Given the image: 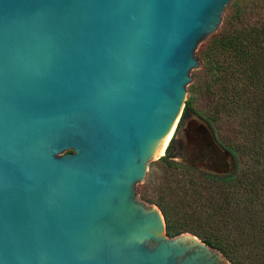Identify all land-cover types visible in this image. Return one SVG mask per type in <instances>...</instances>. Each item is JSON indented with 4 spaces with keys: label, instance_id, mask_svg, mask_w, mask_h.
I'll use <instances>...</instances> for the list:
<instances>
[{
    "label": "water",
    "instance_id": "1",
    "mask_svg": "<svg viewBox=\"0 0 264 264\" xmlns=\"http://www.w3.org/2000/svg\"><path fill=\"white\" fill-rule=\"evenodd\" d=\"M230 1L0 0V264H231L136 190ZM183 137L187 162L233 170L200 118Z\"/></svg>",
    "mask_w": 264,
    "mask_h": 264
},
{
    "label": "trees",
    "instance_id": "2",
    "mask_svg": "<svg viewBox=\"0 0 264 264\" xmlns=\"http://www.w3.org/2000/svg\"><path fill=\"white\" fill-rule=\"evenodd\" d=\"M228 9L224 28L197 53L207 103L195 108L190 84L179 125L197 110L235 166L216 174L179 163L172 138L155 196H141L159 205L169 236L189 231L231 264H264V0H231Z\"/></svg>",
    "mask_w": 264,
    "mask_h": 264
},
{
    "label": "rangeland",
    "instance_id": "3",
    "mask_svg": "<svg viewBox=\"0 0 264 264\" xmlns=\"http://www.w3.org/2000/svg\"><path fill=\"white\" fill-rule=\"evenodd\" d=\"M229 4L230 2L227 4L223 14H222V18H221V22L219 23L218 27L209 32L203 39H201L196 48H195V55L197 56V53L199 51V49L201 48L202 45H204L206 42L209 41V39L219 33L223 28H224V22L226 21V18L229 14ZM198 58V56H197ZM200 68H201V62L199 60V65L197 67H193L190 71V81L187 85V93H186V99L191 95L190 94V91H189V85L190 84H195L196 86L194 87V91L192 93V98L195 99V105H196V109L200 110L202 109L205 104L207 103V98L206 96L201 92V84L203 82V73L200 71ZM191 118H200L202 120V118L199 116L198 114V111L195 110L191 113H189L183 120L182 124L179 126L180 127V133L179 135H177V140L180 142L181 139L183 140L184 137H183V128L185 127L186 125V122L188 120H190ZM178 131V130H177ZM178 133V132H177ZM176 146V141L173 143V147ZM174 151H177L174 149ZM161 165L162 163L158 160V159H153L151 160L149 163H148V167H147V171H146V174H145V177L143 178L142 181L140 182H137L136 183V190H137V194L139 195V197L146 201V202H149L147 201L146 199H144L142 196H141V191L143 189H146V192H147V196L148 197H153L155 196V193H156V190H157V187L159 186L160 182H161V176H162V168H161ZM153 203V202H151Z\"/></svg>",
    "mask_w": 264,
    "mask_h": 264
},
{
    "label": "flooded vegetation",
    "instance_id": "4",
    "mask_svg": "<svg viewBox=\"0 0 264 264\" xmlns=\"http://www.w3.org/2000/svg\"><path fill=\"white\" fill-rule=\"evenodd\" d=\"M179 133H180V129H179L177 135H179ZM177 135L174 138L175 139L174 142L176 141V146H174L172 148V154L170 156L171 159H173V160H175V161H177L179 163H183V164H186V165H190L192 167H197V166H194L192 163H189V162L186 161L187 158L183 155V152H182V145H183V143H182V141L179 142L177 140V137H178ZM174 149L177 150V151H174ZM197 168H199V167H197ZM200 169H202V168H200Z\"/></svg>",
    "mask_w": 264,
    "mask_h": 264
},
{
    "label": "bare ground",
    "instance_id": "5",
    "mask_svg": "<svg viewBox=\"0 0 264 264\" xmlns=\"http://www.w3.org/2000/svg\"><path fill=\"white\" fill-rule=\"evenodd\" d=\"M174 127H175V124H174V126H173V129H172V131H171V134H170V136H169V138H168V140H167V142H166L165 146L163 147L162 153H163V151H164V149H165L166 145L168 144V142H169V140H170V138H171V136H172V133H173ZM158 155H160V154H158ZM187 236H188V237H190L191 239H193V240H195V241H196V239H195V238H193V237H191V236H189V235H187ZM196 242H197V241H196Z\"/></svg>",
    "mask_w": 264,
    "mask_h": 264
}]
</instances>
